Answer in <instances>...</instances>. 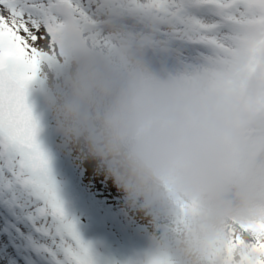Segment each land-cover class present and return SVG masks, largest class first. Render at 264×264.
I'll return each instance as SVG.
<instances>
[{"label":"clouds","instance_id":"obj_1","mask_svg":"<svg viewBox=\"0 0 264 264\" xmlns=\"http://www.w3.org/2000/svg\"><path fill=\"white\" fill-rule=\"evenodd\" d=\"M172 28L150 9L110 6L69 24L43 102L60 146L159 229L146 264H251L247 249H227L238 222L264 215V70L243 57L169 65L160 33Z\"/></svg>","mask_w":264,"mask_h":264},{"label":"snow or ice","instance_id":"obj_2","mask_svg":"<svg viewBox=\"0 0 264 264\" xmlns=\"http://www.w3.org/2000/svg\"><path fill=\"white\" fill-rule=\"evenodd\" d=\"M109 6L170 17L172 30L160 35L176 64L243 57L247 71L264 70V0H0V264H101L68 211L29 96L57 34ZM230 231L229 255L244 248L251 264H264V215ZM147 254L128 264H146Z\"/></svg>","mask_w":264,"mask_h":264},{"label":"rangeland","instance_id":"obj_3","mask_svg":"<svg viewBox=\"0 0 264 264\" xmlns=\"http://www.w3.org/2000/svg\"><path fill=\"white\" fill-rule=\"evenodd\" d=\"M29 101L42 126L41 139L54 156V164L70 215L79 221L83 238L90 241L101 264H128L127 255L138 261L150 247L153 232L159 229L138 209L126 207L123 193L94 162L81 160L68 153L59 143L53 121L42 97V85L37 82Z\"/></svg>","mask_w":264,"mask_h":264},{"label":"bare ground","instance_id":"obj_4","mask_svg":"<svg viewBox=\"0 0 264 264\" xmlns=\"http://www.w3.org/2000/svg\"><path fill=\"white\" fill-rule=\"evenodd\" d=\"M166 63L169 65L175 64V60L171 58L170 54L166 57Z\"/></svg>","mask_w":264,"mask_h":264},{"label":"water","instance_id":"obj_5","mask_svg":"<svg viewBox=\"0 0 264 264\" xmlns=\"http://www.w3.org/2000/svg\"><path fill=\"white\" fill-rule=\"evenodd\" d=\"M41 137H42V133H41ZM128 261H136V260L133 257L129 256Z\"/></svg>","mask_w":264,"mask_h":264}]
</instances>
